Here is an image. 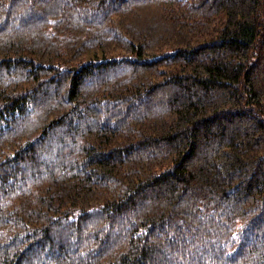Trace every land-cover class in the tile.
<instances>
[{
  "label": "trees",
  "instance_id": "trees-1",
  "mask_svg": "<svg viewBox=\"0 0 264 264\" xmlns=\"http://www.w3.org/2000/svg\"><path fill=\"white\" fill-rule=\"evenodd\" d=\"M0 264H264V0H0Z\"/></svg>",
  "mask_w": 264,
  "mask_h": 264
}]
</instances>
